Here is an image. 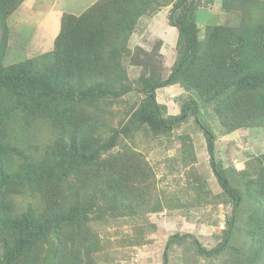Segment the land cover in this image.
I'll use <instances>...</instances> for the list:
<instances>
[{"label": "trees", "instance_id": "trees-1", "mask_svg": "<svg viewBox=\"0 0 264 264\" xmlns=\"http://www.w3.org/2000/svg\"><path fill=\"white\" fill-rule=\"evenodd\" d=\"M24 1L0 0V264H100L96 254L103 246L95 238L94 217L159 211L165 201L155 196L147 160L121 140L138 132L169 136L191 115L222 191L209 198L207 182L199 180L191 186L198 197L191 194L189 204L221 197L231 204V214L215 247L196 238L186 245L188 263L264 264V153L240 171L225 168L215 153L217 135L205 119L216 118L224 135L264 128V0H96L81 14L63 13L54 47L42 57L5 64L8 18ZM216 1L239 22L203 28L199 7ZM169 6V24L178 29L171 71L166 78L160 71L141 75L143 97L118 111L115 105L134 89L128 66L141 54L151 56L129 42L144 19ZM147 60L141 64L153 69L157 52ZM175 84L190 96L180 114L165 116L157 90ZM119 114L124 118L113 123ZM33 126L46 131V144L17 145L15 133L29 138ZM182 148V162H195L191 135H183ZM201 188L206 199L200 198ZM20 197L28 199L23 211ZM187 237L193 235L168 238L163 264Z\"/></svg>", "mask_w": 264, "mask_h": 264}, {"label": "rangeland", "instance_id": "rangeland-1", "mask_svg": "<svg viewBox=\"0 0 264 264\" xmlns=\"http://www.w3.org/2000/svg\"><path fill=\"white\" fill-rule=\"evenodd\" d=\"M95 1L29 0L22 4L8 18L10 47L5 64L42 57L45 52L54 47L55 37L60 30L58 28L62 16H59L58 9L65 10L63 13L81 14ZM52 7H55V10L47 15V11H50ZM163 14L166 12L157 15L155 25H150V27L143 28L146 22L144 19L138 32L129 42L131 49L135 50L139 46L151 52V56L138 54L137 64L128 66L129 77L134 89L125 95L121 104L115 105L118 111L122 112L128 105L138 103L143 97L137 83L141 75L145 73L148 76L150 73L157 74V71H160V76L166 78L171 71V66L176 59L178 29L171 26L167 15ZM255 14L258 15V12ZM198 16L203 28L207 23H237L240 20V17L234 13H227L219 1L208 7L203 5L199 7ZM164 31H166L165 34ZM159 36L167 38L165 42L168 46L163 44L165 42ZM156 52V66L146 70L141 63L148 62L147 59ZM157 93L158 101L167 106L165 116L180 114L184 103L190 96L178 84L160 88ZM123 118V115L119 114L112 118V121L118 124ZM195 119V116L191 115L187 122L169 136L151 138L143 132H138L135 137L124 136L121 140L122 143L126 142L134 147L147 160V164L152 168L151 182L156 191L155 196L158 194L165 201L162 202L159 211L134 214L133 211L127 210L123 214L109 215L102 219L94 217L91 222L97 232L95 238L103 246V251L96 254L100 264H163V253L167 240L175 233L183 235L189 233L193 235V238L187 237L185 244L175 246L177 250L171 252L169 264H189L187 260L189 256L186 255L185 248L192 239H198L206 248L215 247L221 241L223 229L226 228L227 219L231 214V204L226 203L221 197L218 201L207 202L202 206L189 204L191 194L198 197L197 191H194L191 186L197 185L199 180L207 182L204 189L210 192L209 198L215 199L222 191L210 165L206 139ZM205 119L217 135L215 153L225 168L236 167L240 171L243 169L241 167L247 165L255 156L264 153V128H244L224 135L221 133L222 127L216 118L206 115ZM17 120L16 125L18 126L22 121ZM39 128V126L29 128V138L16 136V132L13 137L14 142H18L17 145L23 148L33 144L44 146L47 134L44 129L40 131ZM110 132L107 130V134ZM184 134H189L193 138L196 154L195 162L189 164L182 162V157L185 155L182 148ZM205 190L200 198H207ZM186 193L187 195L184 196ZM175 204H180V206L175 207ZM17 206L19 211L25 210L28 206V199L20 197L17 199ZM250 212L249 208L243 209L244 217ZM240 235L243 236V233ZM199 258L201 262H204L202 257L199 256Z\"/></svg>", "mask_w": 264, "mask_h": 264}, {"label": "crops", "instance_id": "crops-1", "mask_svg": "<svg viewBox=\"0 0 264 264\" xmlns=\"http://www.w3.org/2000/svg\"><path fill=\"white\" fill-rule=\"evenodd\" d=\"M27 1H29V0H25L24 2H23V4H25ZM53 5H55L56 6V4H53ZM51 10L50 11H47V15H49V14H51L52 13V11H54L55 10V7H52V8H50ZM169 10H170V6L169 7H166V8H163L161 11H159L155 16H153V17H151V18H149V19H147V21L146 22H144V24H143V28H145V27H150V25H155V21L157 20V15H159V14H162V13H165L166 12V14H163V15H167V17H168V15H169ZM58 11H59V16H62V13L65 11V10H63L62 8L61 9H58ZM154 20V21H153ZM60 23H61V20H60ZM174 27V26H173ZM58 29H60V25H59V28ZM166 33V31H164V34ZM56 38V37H55ZM159 38L160 39H162V40H164V42H165V40H167V38H165V37H162L161 38V36H159ZM165 46L167 45L166 44V42L165 43H163ZM168 46V45H167ZM164 88V87H163Z\"/></svg>", "mask_w": 264, "mask_h": 264}]
</instances>
